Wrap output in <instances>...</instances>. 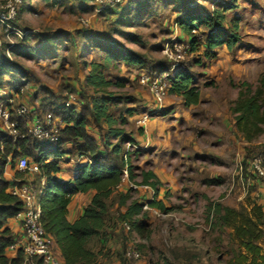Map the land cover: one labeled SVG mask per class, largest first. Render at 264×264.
Returning a JSON list of instances; mask_svg holds the SVG:
<instances>
[{"label":"rangeland","instance_id":"374dc122","mask_svg":"<svg viewBox=\"0 0 264 264\" xmlns=\"http://www.w3.org/2000/svg\"><path fill=\"white\" fill-rule=\"evenodd\" d=\"M13 1L0 0V13H5L6 5ZM193 1L213 9L219 5L213 7L214 0ZM130 2L123 0L115 7L114 14L96 12L95 1L92 0H65L64 4L56 6L46 0L17 3V11L23 5L25 11L20 17L18 12L15 13L11 27L22 33L41 31L52 37H55L53 32L56 30L63 33L57 37L60 41L50 42L41 54L16 57L26 68L28 76L20 97L12 103L14 110L19 116L17 109L22 104H27L31 111L40 107L42 100L57 99L62 103L71 94L78 98L75 106L82 108L93 94V88L86 83L89 69L85 62L100 60L97 46L102 40L121 43L146 54L154 61L153 65L179 63L187 67L201 88L202 104L191 111L189 122L181 121V111L180 120L177 119L181 137L172 135L169 151H149L136 162L150 169L156 160L155 166L170 179L166 182L170 190L163 194L162 199L171 212L151 214L152 233L146 239L135 233L127 234V239H124L119 231L108 240L107 247L95 245L99 246L98 249L103 248L99 257L102 264H123L124 260L126 264H164L165 261L171 264H227L232 260L237 245L230 238V229L210 230L206 196L225 205H249V197L243 195L242 198L243 185L236 181L237 160L239 154L245 152L244 148H248L253 156L260 154L264 149V134L252 143L246 142L236 128L231 106L242 84L248 82L256 89L264 73V0H224V6L234 2L238 5L227 15L230 27L239 21L240 42L234 49L224 46L215 51H208L201 43L199 51L194 54L190 51L191 39L177 36L180 30L175 23L186 8L173 0H164L149 20L125 27L119 24V18ZM122 34H132L135 40ZM198 37L204 41L203 30ZM20 38L0 23V42L15 44L20 42ZM29 44L39 45L40 39L31 38ZM166 48L169 53L165 52ZM87 55H90L89 60ZM148 67L135 68L119 63L107 66L105 71L109 79L125 83V87L114 86L109 90L133 100L127 104L126 99L118 100L117 106L113 107L118 114H127V108H137L139 112L144 108L149 112L157 107L150 86L140 82V74L143 70L148 71ZM24 97L29 101L23 103ZM169 99L173 106L178 105L179 98L167 92L164 106ZM159 115L155 113L149 118ZM25 117L29 119L30 114ZM131 120L129 129L139 132L137 121ZM209 180L220 183L209 184ZM257 187L261 185L257 184ZM240 196L243 200L238 199ZM140 243L148 247L145 254L138 260L128 261L126 253ZM260 243L264 248V238Z\"/></svg>","mask_w":264,"mask_h":264},{"label":"trees","instance_id":"16d2710c","mask_svg":"<svg viewBox=\"0 0 264 264\" xmlns=\"http://www.w3.org/2000/svg\"><path fill=\"white\" fill-rule=\"evenodd\" d=\"M46 1L55 6L65 3V0ZM163 1L131 0L126 10L120 14L119 24L133 27L146 22L159 10ZM173 1L186 8L180 12L181 15L175 24L181 33L191 39V53H197L201 43L206 45L208 51H215L224 46L230 50L234 49L240 42L239 21L230 27L227 15L229 10L238 7L235 3L237 0L226 6L225 2H220L213 10L194 3L193 0ZM28 9L31 10V6ZM115 9L106 8L102 12L114 14ZM24 11V5L19 7L18 17ZM12 22L13 20L8 23ZM201 30L204 31L203 42L198 37ZM62 33L56 30L53 32L55 37H52L49 33L41 31L27 32L19 39V43L12 46L10 43L0 42V90L9 82L18 94L22 93L28 72L16 57L41 54L50 42L60 41L57 37ZM125 35L135 40L132 34H122ZM31 38L40 39V44H29ZM97 49L101 54L100 60L85 62L86 68L89 69L86 83L93 88V94L82 108L78 109L75 105L65 107L63 102L59 103L57 99H46L42 100L40 107L30 115L44 116L52 112L55 117L62 118L65 126L57 142L39 141L29 136L27 118L16 114L14 104L0 99V108L10 109L11 120L19 122L20 132L24 134L14 138L0 119V144L4 146V149L0 150V264H45L43 258L29 256L23 248L13 251L12 256L7 254L11 246L18 241L9 226L10 220L24 210V202L10 190L11 185L16 182H27L41 189L38 201L41 223L53 239L56 255L65 264H102L99 257L103 248L107 247L112 235L119 231L124 239H127L126 235L129 233H135L142 239L150 236L151 212L144 209V203L136 196L140 186H148L154 190L155 196L148 203L151 208L158 210L161 215L171 212L164 200L158 197L163 183L156 173L136 163L145 151L134 146L131 137L133 131L129 129L130 119L146 113L147 109L142 108L139 112L137 108H127V114H118L113 110L118 100L126 99V104L133 100L128 96H117L109 90L114 86L125 87V83L122 80L115 82L109 79L105 71L109 64L119 63L135 68L149 66L147 73L160 75L171 68V63L167 66L153 65L154 61L146 54L111 40L100 41ZM86 57L89 60L90 55ZM168 92L181 96L186 107L201 102V88L187 67L171 73ZM231 111L235 115L236 128L246 142L252 143L264 134V73L256 89L248 82L242 84ZM92 129L98 132L97 137L91 133ZM247 149L245 148L243 153L245 168L248 160L254 157ZM20 156H28L31 163L38 166V172L18 170L15 161ZM73 157L85 158V162L77 166L72 178L64 179L60 176L62 165ZM88 159H91V162ZM10 162L16 172V181H11L5 176ZM125 170L128 172L127 177ZM209 181V184L220 183ZM131 184L138 188H133ZM92 190L95 194L84 214L75 222H70L68 211L72 198ZM206 198V215L210 230L230 229V238L237 245L232 260L227 264H264V248L260 243L264 238L262 205L250 202L249 205L232 207L220 200H211L208 196ZM126 225L130 226V230L126 229ZM95 244H100L103 248L98 249L99 246ZM147 248L141 243L135 246L141 255L145 254ZM123 264H126L125 260ZM164 264L171 263L165 261Z\"/></svg>","mask_w":264,"mask_h":264},{"label":"built area","instance_id":"2783aa9c","mask_svg":"<svg viewBox=\"0 0 264 264\" xmlns=\"http://www.w3.org/2000/svg\"><path fill=\"white\" fill-rule=\"evenodd\" d=\"M22 0H14L6 5L7 8L5 13H0V23L6 25L15 32L16 35L22 37L24 33L20 30L10 26V22L15 13L17 12L16 5ZM96 5V12H102L106 8H115L123 3V0H94ZM11 46L14 43H10ZM176 46L178 43L175 44ZM165 52L169 53V49L166 48ZM10 56V54H9ZM183 66L179 63H175L168 70L164 71L160 75H153L142 71L140 74V82L150 86L156 99V106L154 109L147 113L139 116L137 124L144 126L149 116L152 114L162 111L165 103V96L170 88V77L171 73L176 69H182ZM0 99L2 94L0 93ZM77 96L74 94L69 95L63 101L65 107H71L76 104ZM3 100V99H2ZM4 101V100H3ZM10 104L13 100H7ZM14 109V108H13ZM35 108L30 111L27 104H22L18 109L19 116H26L33 114ZM11 111L9 108H0V119L3 121L4 127L14 136L18 138L24 135L20 132L19 122L11 120ZM27 134L39 141H46L55 143L60 138V132L64 128L65 123L62 118L55 117L52 112H48L44 116L34 114L27 119ZM131 146V144H129ZM4 146L0 144V150H3ZM91 162V159H88ZM16 168L20 171L38 172V166L31 163L28 156H20L16 161ZM236 173L241 177L242 180H247L245 188L247 191L249 187L255 184L261 185L264 190V150L248 160V165L245 168L244 165V154H239L237 160ZM125 176H128L127 170H125ZM247 177V178H246ZM133 188L138 186L131 184ZM148 187V186H145ZM11 192L18 196L24 202V210L21 211L16 219L20 222L23 229L24 238L23 241H17L13 244L10 250L13 252L18 248H23L25 253L29 256H37L43 258L45 264H65L64 261L56 255L53 249V239L46 232L41 223V210L38 204L40 188L35 187L30 183H13L10 188ZM144 209L149 210L151 214L161 215L158 210L153 209L148 203H144ZM127 230H130V226H125ZM128 261L138 260L141 258V253L136 249H131L126 253ZM129 264V263H127Z\"/></svg>","mask_w":264,"mask_h":264},{"label":"crops","instance_id":"0c3cea01","mask_svg":"<svg viewBox=\"0 0 264 264\" xmlns=\"http://www.w3.org/2000/svg\"><path fill=\"white\" fill-rule=\"evenodd\" d=\"M221 1L224 2V0H214L212 2L213 7H215ZM210 9H213V8H210ZM178 33L179 34L177 36L180 39L186 36L180 31ZM0 93L2 94V98L4 101H7L9 99L14 101L16 98L20 97L21 95V93L18 94L16 92L13 85L10 84L9 82H7V84H5V86L0 90ZM174 96L179 98L177 102L178 104L177 106H173L172 102H170V99L167 100L165 106H163L162 108L163 110L158 112L160 114L159 116L150 117L146 121L144 126L138 125L141 131L139 132L133 131V134L131 137L134 140V146L137 149H141L145 151L144 156H146L149 151L154 152V153H159V151H169L172 148L171 146L172 144L170 141V139L172 138V135L175 134V136L181 137L180 129L178 128L179 126H177V123H178L177 119H179V116H181L182 114L181 111H183V114L181 116L182 118L181 121L188 120L189 122V120L192 117L191 111L197 108L198 106H200L203 102L202 92H201L200 104L191 105L190 107H186L185 101L183 100L181 96H177V95H174ZM22 101L23 103H25V102H28L29 100L26 97H24ZM139 116L140 115H135L132 118L135 119L134 121H137ZM174 118L176 119L173 120ZM131 119L130 121H132ZM91 133L97 137L98 132L95 129H92ZM74 158L76 159L71 158L68 162L62 165L63 171L60 174V176L63 177L64 179L72 178L73 174L76 171L77 166L85 162V158H77V157H74ZM146 161L147 160H145L144 162ZM156 164L157 162L155 160L154 166L150 167V169H152L156 173L160 181L163 183L159 196H158L159 199H162L163 194L170 190V188L166 187V182L170 181V179L165 176V174L159 169L158 166H155ZM140 166L145 167V165H140ZM14 172L15 170L12 168L11 162L8 163L6 173H5L6 178L11 181L13 180L16 181V176H14ZM237 178L238 179L236 181L241 182V184L243 185L244 194H242V198H243V195L246 197L248 196L249 197L248 203L256 202L262 205L264 209V190L263 188L257 187V185L255 184L254 186L249 187V190L247 191V189L245 188L247 180H242L239 175H237ZM233 183L235 185V181ZM94 194H95V191L92 190L88 193L78 194L72 198V201L69 205V211H68V219L70 222H75L84 214L85 209L88 206V204L91 202ZM154 196H155V192L152 188L145 187V186L139 187V192H138L137 197L140 200V202L149 203L154 198ZM242 198L240 196L238 199L243 200ZM232 207H235V206H232ZM9 226L16 234L17 239L22 242L24 238V234H23V229L21 227L20 222L16 218H14L10 220ZM7 254L9 256L14 255V253L11 250H9Z\"/></svg>","mask_w":264,"mask_h":264}]
</instances>
